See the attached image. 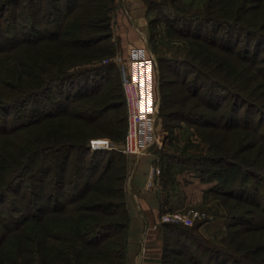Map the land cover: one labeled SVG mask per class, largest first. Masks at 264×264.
<instances>
[{"label":"trees","instance_id":"1","mask_svg":"<svg viewBox=\"0 0 264 264\" xmlns=\"http://www.w3.org/2000/svg\"><path fill=\"white\" fill-rule=\"evenodd\" d=\"M154 1L186 46L158 58L163 115L209 143L168 154L158 185L170 161L193 165L217 181L226 223L219 244L204 219L162 222L161 264H264V0H206L198 13ZM110 2L0 0V264H125L126 160L117 169L120 148L89 145L124 138V93L113 62L81 66L102 55Z\"/></svg>","mask_w":264,"mask_h":264},{"label":"rangeland","instance_id":"2","mask_svg":"<svg viewBox=\"0 0 264 264\" xmlns=\"http://www.w3.org/2000/svg\"><path fill=\"white\" fill-rule=\"evenodd\" d=\"M147 9L146 16L148 19L149 36L148 42L146 44V50H148L151 55L153 54L156 60V87L154 95L157 101V111H156V128L157 130H164V138L162 145L158 147L155 143L149 147L150 152L155 156L152 164H156L159 167V174L155 175V181L151 189H157L159 191L160 186L158 185V179L160 175L167 174V163L169 161L168 154H193V155H206L209 152V143L204 141L197 130L196 126L188 121L179 119H169L166 118L165 109H161V87L159 84V73L161 72L159 68L158 58L160 57H183L185 55V43L181 39L172 38L170 35V30L167 27V20L163 17L165 14L168 17L167 9L157 6L143 0ZM149 1V0H148ZM157 0L154 3L163 2L164 0ZM206 0H167V8L175 10H186L189 13L200 12L204 9V2ZM228 4H231L233 0H227ZM91 2L88 1L86 6L90 7ZM110 13L107 21L105 22V32L104 34H110L108 39L102 41L98 45L103 48L102 55L96 59L83 60L81 63L82 67H92L96 65L106 64L113 62L116 66V71L114 70V77L117 76L120 81H122V75L126 70L127 59L123 52H119L117 46V26L119 23L118 13H128V9L124 6L122 0H111L110 2ZM183 12V11H182ZM260 54L264 53V47H261ZM166 71H164L165 73ZM122 101L125 102L124 96L121 95ZM119 100V102H120ZM118 102V101H117ZM126 112V103L124 104ZM243 110V109H242ZM121 111V107L118 109ZM114 113V111H110ZM257 117V115H255ZM104 119L101 118V121ZM100 129L97 132H101L106 129L107 125L105 122L102 123ZM127 126V121H126ZM126 134V130H125ZM124 134V136H125ZM92 138H105L98 135L89 138V142ZM110 139V138H109ZM115 148H120L124 138L120 139H110ZM165 152L164 157L162 153ZM123 153V152H122ZM159 155L161 159H159ZM123 160H126V179H130L131 173L133 172L136 156L132 154L123 153L119 155L116 161V168L123 164ZM159 161V162H158ZM162 161V162H161ZM125 162V161H124ZM151 164V165H152ZM150 165V166H151ZM113 169L111 173H116L117 169ZM150 168V167H149ZM170 170H173V174L170 175V181L166 185L167 191H162V203L167 208L161 212H174L178 211L184 215L191 218L190 224H185L183 222H170L173 224L181 225H191L196 220L204 219L202 225L209 226V232H201L215 243H219L223 237L226 235V223H225V210L219 206L218 199L216 195L209 191V189L214 186L217 181H207L202 180L198 174L200 172L195 169L193 165L189 163H177L175 160L170 161ZM147 186V182H146ZM148 187V186H147ZM149 188V187H148ZM125 196L127 197V190L125 187ZM172 194V197H169ZM171 201V202H170ZM160 214V216H161ZM160 222V217H159ZM162 223V222H161ZM160 223V224H161ZM202 225L200 228H202ZM169 244L172 246V235H169ZM145 246L140 244L137 254L141 257L145 252Z\"/></svg>","mask_w":264,"mask_h":264},{"label":"crops","instance_id":"3","mask_svg":"<svg viewBox=\"0 0 264 264\" xmlns=\"http://www.w3.org/2000/svg\"><path fill=\"white\" fill-rule=\"evenodd\" d=\"M122 2L128 9V13H118L119 23L116 37L118 51L123 52L127 59L126 69L128 71L131 51L139 49L146 57H154V55L145 49L149 27L146 16L147 7L144 1L122 0ZM156 71L155 68L153 91L156 87ZM154 159L155 156L149 148L142 155L136 156L133 172L125 184L130 217L125 264H161L162 262L163 239L160 234L159 217L167 207L161 200L162 191L146 186L149 167ZM169 197H172V194H169ZM201 229L203 232H209V226L202 225ZM140 244L145 246V253L141 257L137 254Z\"/></svg>","mask_w":264,"mask_h":264},{"label":"built area","instance_id":"4","mask_svg":"<svg viewBox=\"0 0 264 264\" xmlns=\"http://www.w3.org/2000/svg\"><path fill=\"white\" fill-rule=\"evenodd\" d=\"M141 50L135 49L130 53V69L122 75L121 86L126 103V134L120 150L126 154L140 156L147 149L157 144L162 145L164 130L156 128L157 101L153 91V74L156 60L146 57ZM91 149H110L113 144L109 138H92L89 142ZM159 167L152 164L148 173L147 186L153 187L155 175ZM191 218L178 211L163 213L160 222L191 223Z\"/></svg>","mask_w":264,"mask_h":264}]
</instances>
